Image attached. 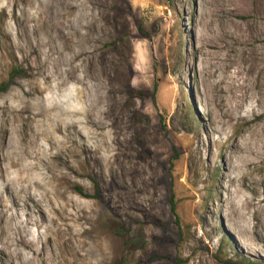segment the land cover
Listing matches in <instances>:
<instances>
[{"label": "rangeland", "instance_id": "1", "mask_svg": "<svg viewBox=\"0 0 264 264\" xmlns=\"http://www.w3.org/2000/svg\"><path fill=\"white\" fill-rule=\"evenodd\" d=\"M0 264H264V0H0Z\"/></svg>", "mask_w": 264, "mask_h": 264}, {"label": "trees", "instance_id": "2", "mask_svg": "<svg viewBox=\"0 0 264 264\" xmlns=\"http://www.w3.org/2000/svg\"><path fill=\"white\" fill-rule=\"evenodd\" d=\"M158 90V85L156 84L155 85V88H154V92H153V97H155V94H156V91ZM172 207H173V211L175 212L176 211V204L172 201ZM162 258H166V259H169L168 256H161Z\"/></svg>", "mask_w": 264, "mask_h": 264}, {"label": "bare ground", "instance_id": "3", "mask_svg": "<svg viewBox=\"0 0 264 264\" xmlns=\"http://www.w3.org/2000/svg\"><path fill=\"white\" fill-rule=\"evenodd\" d=\"M247 143V142H246ZM243 148V147H242ZM241 152V151H240ZM247 152V151H246ZM246 155V154H245Z\"/></svg>", "mask_w": 264, "mask_h": 264}]
</instances>
